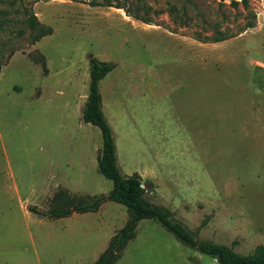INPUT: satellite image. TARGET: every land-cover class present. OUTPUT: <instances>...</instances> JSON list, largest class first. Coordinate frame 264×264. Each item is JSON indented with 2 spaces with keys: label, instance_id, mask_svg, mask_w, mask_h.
I'll use <instances>...</instances> for the list:
<instances>
[{
  "label": "rangeland",
  "instance_id": "374dc122",
  "mask_svg": "<svg viewBox=\"0 0 264 264\" xmlns=\"http://www.w3.org/2000/svg\"><path fill=\"white\" fill-rule=\"evenodd\" d=\"M103 1L0 0V264H94L129 219L29 211L113 188L82 119L92 58L115 65L100 93L122 173L197 240L264 248V0H110L151 25ZM115 264L218 263L143 220Z\"/></svg>",
  "mask_w": 264,
  "mask_h": 264
},
{
  "label": "trees",
  "instance_id": "16d2710c",
  "mask_svg": "<svg viewBox=\"0 0 264 264\" xmlns=\"http://www.w3.org/2000/svg\"><path fill=\"white\" fill-rule=\"evenodd\" d=\"M233 4L238 5L239 2H233ZM241 4L247 9L249 0H241ZM93 6L122 9L125 11L126 16L147 25L152 24L151 20L132 14L123 4L113 6L110 0H104L101 3L94 2ZM37 23H39L37 17L32 14L29 18L30 26L34 28L38 25ZM254 27V24H248L244 31ZM51 32L52 30L47 28L34 42L36 43L41 38L50 35ZM221 41H225V39ZM114 68L115 65L112 63L101 62L96 58L90 60L89 95L82 110L83 121L97 127L101 131L103 147L97 161L98 170L101 175L113 183L112 190L107 195L82 199L69 210L43 213L36 208L30 207L29 211L48 217L49 219H59L71 216L73 213L85 214L97 212L101 205L108 201L126 207L129 212V219L126 225L111 238L107 249L94 264H115L121 252L135 238L138 224L143 220L156 221L182 244L212 257L218 264H264V248H258L252 254L241 255L233 252L226 246L197 240L180 223L172 218L169 211L147 200V187L142 182L140 176L137 174L126 176L122 173L118 164L116 140L113 130L104 115L100 93V82Z\"/></svg>",
  "mask_w": 264,
  "mask_h": 264
},
{
  "label": "crops",
  "instance_id": "0c3cea01",
  "mask_svg": "<svg viewBox=\"0 0 264 264\" xmlns=\"http://www.w3.org/2000/svg\"><path fill=\"white\" fill-rule=\"evenodd\" d=\"M260 64H262L263 66H264V64L263 63H260ZM215 260V259H214Z\"/></svg>",
  "mask_w": 264,
  "mask_h": 264
}]
</instances>
